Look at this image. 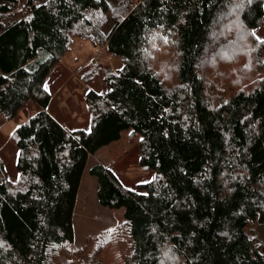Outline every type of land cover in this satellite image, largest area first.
<instances>
[{
  "label": "trees",
  "instance_id": "16d2710c",
  "mask_svg": "<svg viewBox=\"0 0 264 264\" xmlns=\"http://www.w3.org/2000/svg\"><path fill=\"white\" fill-rule=\"evenodd\" d=\"M263 24L264 0H0V110L39 106L10 135L16 179L0 157V264H264ZM76 37L122 60L85 94L91 131L58 122L43 87ZM129 127L154 176L92 164L125 221L76 249L87 160Z\"/></svg>",
  "mask_w": 264,
  "mask_h": 264
},
{
  "label": "rangeland",
  "instance_id": "374dc122",
  "mask_svg": "<svg viewBox=\"0 0 264 264\" xmlns=\"http://www.w3.org/2000/svg\"><path fill=\"white\" fill-rule=\"evenodd\" d=\"M236 3L237 1L232 3L229 11ZM259 33L264 35V24L260 27ZM121 65L122 60L107 53L106 47L97 46L87 39L76 37L46 81L47 88L52 93L48 111L68 131L79 128L88 129L90 112L85 102L86 92L91 88L98 91L104 90V70L119 69ZM94 67L99 71L91 73L88 81L83 79L85 74ZM38 110V104L33 101H29L28 106L11 119L6 118L0 110V157L6 165L9 176L13 179L18 176L16 169L18 150L10 135L15 128ZM132 131L130 127L123 129L118 139L100 146L97 152L90 155L87 160L73 214V241L76 249L86 246L87 240H91L103 229H116L125 221V206L103 205L99 202L97 176L89 172L92 164L102 162L110 165L129 187H134L139 181L151 180L154 176V171L144 170L139 165L137 145L141 135L136 132L132 135Z\"/></svg>",
  "mask_w": 264,
  "mask_h": 264
},
{
  "label": "snow or ice",
  "instance_id": "6c2138e0",
  "mask_svg": "<svg viewBox=\"0 0 264 264\" xmlns=\"http://www.w3.org/2000/svg\"><path fill=\"white\" fill-rule=\"evenodd\" d=\"M247 3H248V4H251V3H252V0H247ZM243 6H244V5H243L242 3H241V4H236V5L233 7V11L235 12L237 9H239V8H241V7H243ZM89 18H91V17H89ZM252 35L255 36L257 42H259V43H261V44H264V37L257 35L255 29L252 30ZM165 39H167V38H165ZM26 70H27V71H31L32 69H26ZM43 87H44L45 89H47L48 85H47L46 82L43 84ZM225 103H227V101H225ZM88 130L91 131V128H89ZM165 135H167V133H165ZM141 139H143V138H141ZM229 191H231V189H229ZM153 231H155V229H154Z\"/></svg>",
  "mask_w": 264,
  "mask_h": 264
},
{
  "label": "crops",
  "instance_id": "0c3cea01",
  "mask_svg": "<svg viewBox=\"0 0 264 264\" xmlns=\"http://www.w3.org/2000/svg\"><path fill=\"white\" fill-rule=\"evenodd\" d=\"M50 105V104H49ZM55 117V116H54ZM57 119V118H56ZM58 120V119H57ZM59 121V120H58ZM79 188V187H78Z\"/></svg>",
  "mask_w": 264,
  "mask_h": 264
}]
</instances>
